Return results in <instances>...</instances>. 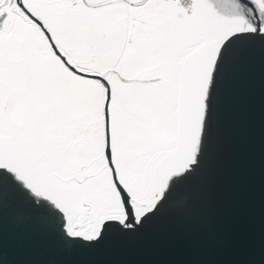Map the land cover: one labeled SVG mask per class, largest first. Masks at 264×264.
Instances as JSON below:
<instances>
[{
    "label": "snow or ice",
    "instance_id": "obj_1",
    "mask_svg": "<svg viewBox=\"0 0 264 264\" xmlns=\"http://www.w3.org/2000/svg\"><path fill=\"white\" fill-rule=\"evenodd\" d=\"M253 62L264 0H0V264L6 223L71 257L199 213Z\"/></svg>",
    "mask_w": 264,
    "mask_h": 264
},
{
    "label": "water",
    "instance_id": "obj_2",
    "mask_svg": "<svg viewBox=\"0 0 264 264\" xmlns=\"http://www.w3.org/2000/svg\"><path fill=\"white\" fill-rule=\"evenodd\" d=\"M264 83L258 64L237 77L225 108L220 157L202 210H168L145 236L114 239L68 257L39 232L6 223L3 245L13 264H246L259 262ZM182 198V196L180 197Z\"/></svg>",
    "mask_w": 264,
    "mask_h": 264
}]
</instances>
